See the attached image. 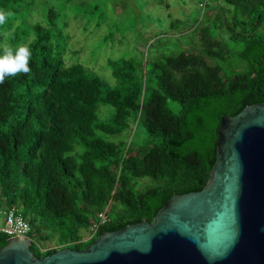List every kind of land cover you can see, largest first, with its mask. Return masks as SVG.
<instances>
[{
  "label": "trees",
  "instance_id": "obj_1",
  "mask_svg": "<svg viewBox=\"0 0 264 264\" xmlns=\"http://www.w3.org/2000/svg\"><path fill=\"white\" fill-rule=\"evenodd\" d=\"M213 1L200 5L216 13L186 33L194 51L146 67L111 59L112 85L83 64L66 65L68 38L54 9L0 0L10 13L0 44L32 53L29 73L0 83V210L17 208L29 221L35 258L85 251L104 233L152 223L173 196L207 185L222 120L264 102V2ZM104 211L108 221L92 232ZM48 232L55 247H44ZM10 238L0 232V249Z\"/></svg>",
  "mask_w": 264,
  "mask_h": 264
},
{
  "label": "water",
  "instance_id": "obj_2",
  "mask_svg": "<svg viewBox=\"0 0 264 264\" xmlns=\"http://www.w3.org/2000/svg\"><path fill=\"white\" fill-rule=\"evenodd\" d=\"M210 175L201 191L173 196L152 223L43 259L30 238L13 237L0 264H264V102L222 120Z\"/></svg>",
  "mask_w": 264,
  "mask_h": 264
},
{
  "label": "rangeland",
  "instance_id": "obj_3",
  "mask_svg": "<svg viewBox=\"0 0 264 264\" xmlns=\"http://www.w3.org/2000/svg\"><path fill=\"white\" fill-rule=\"evenodd\" d=\"M164 1L167 7L160 0H36L43 11L52 8L59 15L57 24L68 38L67 44H63L66 65L83 64L102 78L110 79L112 85L116 81L109 60L127 57L142 60L146 67L180 51L192 52L198 42L186 33L204 14L212 17L216 13V9L209 11L200 5L202 1L212 5L213 0ZM176 21L184 23L178 31L171 27ZM171 106L173 112L178 111L176 104ZM109 116L110 111L102 107L99 118L107 120ZM135 139L145 140L141 128L136 130ZM3 225L4 217L0 215V226ZM48 234L49 242L44 247H55L59 238ZM89 236L85 234L84 240Z\"/></svg>",
  "mask_w": 264,
  "mask_h": 264
},
{
  "label": "clouds",
  "instance_id": "obj_4",
  "mask_svg": "<svg viewBox=\"0 0 264 264\" xmlns=\"http://www.w3.org/2000/svg\"><path fill=\"white\" fill-rule=\"evenodd\" d=\"M10 13L0 9V26L5 25ZM5 35H8L7 33ZM31 50L26 44H20L15 47L8 44H0V83L6 77H15L20 73H29V61L31 59Z\"/></svg>",
  "mask_w": 264,
  "mask_h": 264
},
{
  "label": "built area",
  "instance_id": "obj_5",
  "mask_svg": "<svg viewBox=\"0 0 264 264\" xmlns=\"http://www.w3.org/2000/svg\"><path fill=\"white\" fill-rule=\"evenodd\" d=\"M0 215L4 217V225L0 226V232L11 238L21 237L25 238L31 232V224L24 217L22 212L17 208H9L0 210ZM108 221L107 211L98 214V222L93 224L91 230L96 232L100 225Z\"/></svg>",
  "mask_w": 264,
  "mask_h": 264
}]
</instances>
